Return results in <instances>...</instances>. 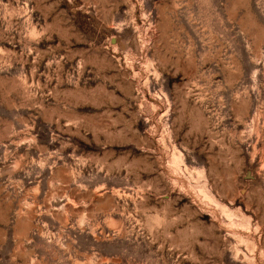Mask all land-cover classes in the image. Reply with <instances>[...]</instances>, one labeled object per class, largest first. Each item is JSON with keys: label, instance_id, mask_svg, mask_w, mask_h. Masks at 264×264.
<instances>
[{"label": "rangeland", "instance_id": "obj_1", "mask_svg": "<svg viewBox=\"0 0 264 264\" xmlns=\"http://www.w3.org/2000/svg\"><path fill=\"white\" fill-rule=\"evenodd\" d=\"M0 264H264V0H0Z\"/></svg>", "mask_w": 264, "mask_h": 264}]
</instances>
